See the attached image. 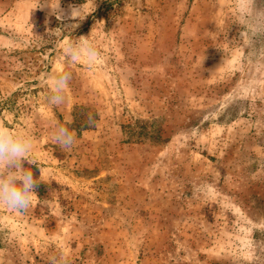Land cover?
Segmentation results:
<instances>
[{
  "label": "rangeland",
  "instance_id": "374dc122",
  "mask_svg": "<svg viewBox=\"0 0 264 264\" xmlns=\"http://www.w3.org/2000/svg\"><path fill=\"white\" fill-rule=\"evenodd\" d=\"M245 8L0 0V125L35 136L40 185L26 212L0 206V264H264V35L241 36ZM80 36L91 64L69 63Z\"/></svg>",
  "mask_w": 264,
  "mask_h": 264
},
{
  "label": "clouds",
  "instance_id": "9594fccd",
  "mask_svg": "<svg viewBox=\"0 0 264 264\" xmlns=\"http://www.w3.org/2000/svg\"><path fill=\"white\" fill-rule=\"evenodd\" d=\"M245 4V14L241 22L246 25L247 31L242 32L241 36L264 35V8L257 7L256 0H245ZM56 15L60 19L63 13L58 9ZM81 15L80 7L71 9V19H80ZM77 26L70 25L66 30ZM90 36H80L66 46L69 63H75L82 57L90 64L96 61L99 52ZM70 79L69 71H62L53 77L49 104L64 103ZM52 136L66 150H71L76 143L74 133L64 124L55 125ZM35 143L36 138L30 131L0 125V206L20 213L30 208L37 195L38 183L33 173L25 169L23 164L24 158L34 150ZM52 264H66V261L63 257H53Z\"/></svg>",
  "mask_w": 264,
  "mask_h": 264
},
{
  "label": "trees",
  "instance_id": "16d2710c",
  "mask_svg": "<svg viewBox=\"0 0 264 264\" xmlns=\"http://www.w3.org/2000/svg\"><path fill=\"white\" fill-rule=\"evenodd\" d=\"M40 185H38V187H39ZM37 196H39V193H37Z\"/></svg>",
  "mask_w": 264,
  "mask_h": 264
}]
</instances>
